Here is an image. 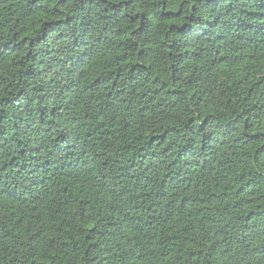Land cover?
Segmentation results:
<instances>
[{
    "label": "trees",
    "instance_id": "trees-1",
    "mask_svg": "<svg viewBox=\"0 0 264 264\" xmlns=\"http://www.w3.org/2000/svg\"><path fill=\"white\" fill-rule=\"evenodd\" d=\"M0 264H264V0H0Z\"/></svg>",
    "mask_w": 264,
    "mask_h": 264
}]
</instances>
